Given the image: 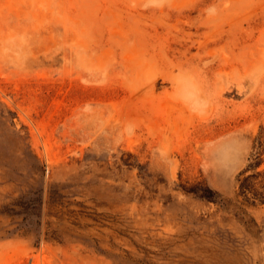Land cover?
<instances>
[{
  "label": "rangeland",
  "instance_id": "rangeland-1",
  "mask_svg": "<svg viewBox=\"0 0 264 264\" xmlns=\"http://www.w3.org/2000/svg\"><path fill=\"white\" fill-rule=\"evenodd\" d=\"M258 152L264 0H0V264H264Z\"/></svg>",
  "mask_w": 264,
  "mask_h": 264
},
{
  "label": "trees",
  "instance_id": "trees-1",
  "mask_svg": "<svg viewBox=\"0 0 264 264\" xmlns=\"http://www.w3.org/2000/svg\"><path fill=\"white\" fill-rule=\"evenodd\" d=\"M261 155L260 152L252 154L248 165L239 173V191L236 194L237 199L231 201L241 222L255 237L260 236L261 229L257 221L249 215L246 206L264 204V170H259L262 163ZM190 192L208 201L220 202L221 206H227L225 201L217 200V193L208 189V186L201 184L198 188L190 190ZM241 197L242 200H239ZM257 201L259 203H257Z\"/></svg>",
  "mask_w": 264,
  "mask_h": 264
}]
</instances>
